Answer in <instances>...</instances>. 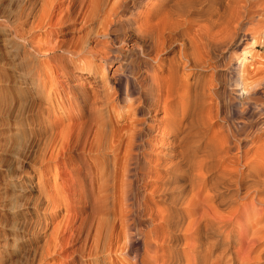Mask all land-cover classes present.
<instances>
[{
  "label": "bare ground",
  "instance_id": "1",
  "mask_svg": "<svg viewBox=\"0 0 264 264\" xmlns=\"http://www.w3.org/2000/svg\"><path fill=\"white\" fill-rule=\"evenodd\" d=\"M84 3L85 22L101 20L94 33L75 44L55 45L49 53L43 52L42 43L32 46L41 55L61 49L80 58V67L95 78L101 73L100 66L109 69L114 60H119L111 77L110 92L99 95L92 83L77 82L86 88V95L94 103H103L110 113L115 110L127 120L121 128L115 124L110 133L100 128L97 117L91 116L89 123L93 131L89 148L105 150L104 143L110 137V148L115 150L112 164L107 158L101 162L102 182L98 186L99 193L111 187L112 205L106 207L103 201L108 196L99 195L102 205L98 209L114 214L115 219L112 223L110 219L99 220L95 226L97 239H105L104 244L119 242L117 249L130 264H264V224L261 225L264 222V150L259 154V161L248 164L245 172L238 171L234 164L223 168L232 148L237 150V161L248 153L240 145L247 140L251 123L241 120L237 126L228 124L227 140L223 141L208 133L214 120L211 103L220 98L216 91L218 84L228 85L233 93L242 87L247 93V101L240 110L242 115L254 108L264 118V97H261L264 60L259 59L257 66L246 61L248 55L255 56L256 52H251L253 48L264 44V19L253 17L258 4L254 0H85ZM142 3L146 9L136 11ZM59 4L58 0H46L36 25L63 23V16L54 20ZM91 41L96 42L94 48L90 47ZM127 41L132 42V48L126 49L125 54L123 44ZM222 60L228 65V79L207 77L205 71ZM151 61L158 68L151 70ZM26 71L29 78L33 76L32 70ZM257 92L260 96L254 97ZM144 110L163 115L146 123L147 120L137 117ZM129 114L134 117L126 116ZM260 122L264 128V121ZM156 129L164 136L165 148L162 161L156 166L160 173L158 183L140 199L138 190L149 185L141 171L142 163L150 162L142 147ZM252 136L255 143L261 139V136ZM55 139L58 143L51 151V158L67 148L68 134L65 136L59 131ZM95 170L92 162L89 166L92 186L100 179ZM205 191L209 209L196 201ZM252 194L261 205L260 213L257 222L242 231L238 228L241 217L236 214L238 197ZM145 215L151 221L141 227ZM250 228L255 238L246 237ZM258 238L260 246L256 245ZM182 239L185 241L181 242ZM140 240L141 245H137ZM182 244L189 249L188 254L179 247Z\"/></svg>",
  "mask_w": 264,
  "mask_h": 264
},
{
  "label": "rangeland",
  "instance_id": "2",
  "mask_svg": "<svg viewBox=\"0 0 264 264\" xmlns=\"http://www.w3.org/2000/svg\"><path fill=\"white\" fill-rule=\"evenodd\" d=\"M58 1L61 4L56 9L54 20L63 16V23L43 27L36 24L41 19L40 14L46 0H0V264H130L121 250L117 249L119 242L104 244L105 239L100 241L96 236L95 226L100 219H110V223L115 219L114 214L103 213L98 209L102 205L99 195L108 196L106 202L103 201L106 207L112 205L111 187L99 193L98 186L102 182L101 162H105L104 159L107 158L112 164L115 150L110 148V137L104 143L105 150L100 152L89 148L93 137L89 124L92 117L99 118L100 128L109 133L115 129V124L121 128L127 120L119 117L115 110L110 113L102 106L103 103H94L93 98L86 95V88L77 84L78 81L93 84V90L103 95L112 90L111 77L120 63L119 60H114V65L109 69L100 66L101 75L95 78L94 74L83 71L80 58H74L61 49L52 53L53 55L36 53L32 44L42 43L43 52L49 53L55 45L67 46L75 44L81 38H87L100 26V19L85 22V0ZM254 3L258 4L254 19H264V0H254ZM145 9L142 3L136 11ZM91 38L96 39L95 36ZM95 45L96 42L91 41L90 47L94 48ZM123 45L126 54L132 48V42L127 41ZM240 49L242 47L238 49V53L241 52ZM232 51L236 52L235 48ZM251 52L256 57L248 55L246 61H250L251 65L257 66L259 59L264 60V44H259ZM98 58L99 55V62ZM149 65L152 66L151 70L158 68L154 61ZM227 66L223 60L213 63L205 74L225 81L229 73ZM26 70H32L33 76L29 78V71ZM219 85L216 91L220 98L211 103L214 120L208 133L210 137L223 141L227 140L228 124L237 126L241 120L251 123L247 129V140L240 145L248 153L237 161L238 153L234 147L226 156L224 165L222 164L223 168L234 164L238 171L245 172L248 164L259 161V154L264 150V128L260 122L264 118L254 108L242 115L240 110L247 101V93L242 87L233 93L228 85ZM259 93L254 94V97L260 96ZM144 111L137 117L144 118L146 123L159 120L163 115L162 112L154 115L153 111ZM126 116L134 117L133 114ZM59 131L65 136L68 134L67 148L56 158H51V151L58 143L55 135ZM252 135L261 136L262 140L256 139L255 143ZM163 137L156 129L142 147L150 162L142 163L141 171L149 182V187L138 190L140 199L149 194L158 183L160 173L156 166L164 155ZM92 162L97 169L95 173L100 178L95 186H92L89 174ZM206 192L197 196L196 201L203 202L209 209ZM238 201L239 209L236 214L241 217L238 228L244 231L247 226L249 228L257 222L261 205L253 194L246 198L239 196ZM159 205L162 206L163 203L159 202ZM224 208L220 207L221 210ZM197 216L196 214L194 217ZM150 221L145 215L140 226L145 227ZM263 224L264 222L261 225ZM262 236L264 239V231ZM246 237L255 238L251 228ZM259 238L253 241L261 240ZM140 242L141 240L137 245H141ZM259 244L260 241L256 242L257 246ZM182 246L183 244L179 247L188 254L189 249Z\"/></svg>",
  "mask_w": 264,
  "mask_h": 264
}]
</instances>
